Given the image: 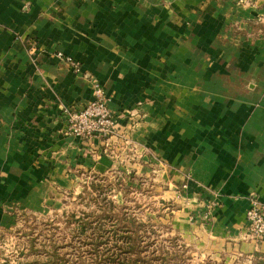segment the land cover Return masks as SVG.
<instances>
[{
	"label": "crops",
	"instance_id": "1",
	"mask_svg": "<svg viewBox=\"0 0 264 264\" xmlns=\"http://www.w3.org/2000/svg\"><path fill=\"white\" fill-rule=\"evenodd\" d=\"M259 19L262 0H0V226L90 167L100 139L63 128L97 83L122 126L137 122L135 155L214 201L211 237L264 252L245 218L264 203Z\"/></svg>",
	"mask_w": 264,
	"mask_h": 264
},
{
	"label": "rangeland",
	"instance_id": "2",
	"mask_svg": "<svg viewBox=\"0 0 264 264\" xmlns=\"http://www.w3.org/2000/svg\"><path fill=\"white\" fill-rule=\"evenodd\" d=\"M255 27L264 36V23ZM96 91L108 115L93 129L88 114L81 121V114L70 115L96 101ZM65 116L66 135L98 138L101 147L87 149L90 167L74 169L70 187L55 189L36 207L11 211L0 226V264H264V252H243L211 237L216 204L206 195L189 201L190 173L173 180L162 160L135 155L137 122L122 126L99 84L92 100L78 110L66 107ZM99 152L105 162L93 159Z\"/></svg>",
	"mask_w": 264,
	"mask_h": 264
},
{
	"label": "built area",
	"instance_id": "3",
	"mask_svg": "<svg viewBox=\"0 0 264 264\" xmlns=\"http://www.w3.org/2000/svg\"><path fill=\"white\" fill-rule=\"evenodd\" d=\"M97 100L92 102L88 108L82 110L77 113H73L72 115L81 114L84 116L88 114L91 118V122L93 124V129H95L96 124L104 123V119L102 117H107L108 110L105 108L104 104L100 102V94L96 91ZM73 116V117H74ZM83 131L86 129V126L81 128ZM245 218L247 221V234L248 236L254 238L255 240H263L264 239V203L260 202L257 199H252L250 206L247 208L245 213Z\"/></svg>",
	"mask_w": 264,
	"mask_h": 264
}]
</instances>
